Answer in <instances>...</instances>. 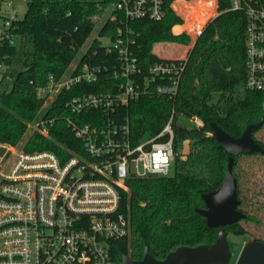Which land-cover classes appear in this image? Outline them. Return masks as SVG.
Here are the masks:
<instances>
[{
  "label": "trees",
  "instance_id": "16d2710c",
  "mask_svg": "<svg viewBox=\"0 0 264 264\" xmlns=\"http://www.w3.org/2000/svg\"><path fill=\"white\" fill-rule=\"evenodd\" d=\"M108 1L28 0L24 16L15 23L18 43H6L0 52V63L7 66L5 72L0 71V143L17 145L29 126L43 116L55 119L50 136L33 132L25 143L26 151L50 150L65 160L72 155L71 151L80 150L81 142L65 118V102L85 93L116 91L118 83L112 71L119 61L95 39L84 52L80 65L88 62L107 68L97 82L61 92L43 112L44 99L38 96L37 88L47 84L49 75L58 77L67 71L91 36L96 16L105 10ZM173 1L164 0L165 14L161 20L146 16L128 24L134 39L131 49L144 73L150 65L166 61L153 51L155 42H189L188 35L173 32V27L183 21L173 10ZM213 5V0H193L185 12L189 18L196 14L202 23L212 15ZM229 6V0H218L219 13L195 42L175 96L159 95L154 88L117 111V120L128 124L135 142L159 133L173 112L176 149L190 140L186 156L176 158L174 174L130 177L121 188L119 212L129 223L130 236L114 243V258L119 263L124 255L143 259L147 245L155 258L164 259L179 246L216 241L220 228L208 227L206 219L196 212V208L205 207L202 194L220 186L228 164L229 155L212 134L210 120L238 137L248 124L261 119L264 102V91L244 86L246 19L243 12L229 10ZM113 14L100 29V36L114 38L119 27L125 35L123 14L118 9ZM180 115L184 119L197 115L200 125L189 127L177 121ZM80 118L82 123L93 119L90 113ZM263 127L264 124L253 137L264 147V140L257 136ZM243 155L264 159V153L259 152L238 156L234 175ZM236 178L238 208L246 217L224 228L227 234L243 235L247 230L241 221L258 222V219L245 209L243 190ZM254 239L264 243L260 237Z\"/></svg>",
  "mask_w": 264,
  "mask_h": 264
},
{
  "label": "built area",
  "instance_id": "2783aa9c",
  "mask_svg": "<svg viewBox=\"0 0 264 264\" xmlns=\"http://www.w3.org/2000/svg\"><path fill=\"white\" fill-rule=\"evenodd\" d=\"M20 1L28 2L0 0V52L6 43L17 44ZM163 2L119 1L116 9L124 16L126 33L119 27L106 46L119 61L112 71L118 89L85 93L64 105L80 150L62 160L54 151H17L14 145L0 143V264H120L114 243L130 236L129 223L119 212L121 188L130 177L170 176L175 169V112L159 133L139 142L132 139L128 124L116 118L120 106L154 88L159 95L173 97L178 92L188 57L165 58L144 73L131 49L129 22L146 16L161 20ZM213 2L216 16L218 0ZM229 3V10L243 12L246 19L244 86L264 91V0ZM106 73L107 68L88 62L71 64L61 76L49 75L37 94L48 107L61 92L95 83ZM87 113L92 121L80 122ZM54 120L40 117L31 124L33 132L50 136ZM187 120L192 127L200 125L197 115Z\"/></svg>",
  "mask_w": 264,
  "mask_h": 264
},
{
  "label": "water",
  "instance_id": "95a60500",
  "mask_svg": "<svg viewBox=\"0 0 264 264\" xmlns=\"http://www.w3.org/2000/svg\"><path fill=\"white\" fill-rule=\"evenodd\" d=\"M263 124L264 102L261 119L257 123L248 124L238 137L230 135L217 122L210 120L212 134L229 155L220 186L216 190L204 192L202 198L205 207L196 208V212L206 219L208 227L220 228L214 243L179 246L169 252L164 259L155 258L150 246L147 245L143 259L134 260L124 255L120 264H230L233 252L224 227L246 217V213L238 208V180L234 175L235 160L242 154L264 153V147L253 137V133ZM235 264H264V243L256 239L248 240L243 245Z\"/></svg>",
  "mask_w": 264,
  "mask_h": 264
},
{
  "label": "rangeland",
  "instance_id": "374dc122",
  "mask_svg": "<svg viewBox=\"0 0 264 264\" xmlns=\"http://www.w3.org/2000/svg\"><path fill=\"white\" fill-rule=\"evenodd\" d=\"M84 1H101V0H84ZM120 0H109L104 11L100 15L96 16V25L91 36L88 38L84 46L78 52L76 58L72 62L75 65L80 62L84 52L87 50L89 45L95 40L99 39L101 43L105 46L112 44V39L109 36H100L99 31L105 22L114 16L113 10L116 9ZM193 0H174L172 3L173 10L182 18V23L176 24L173 27V32L175 34H186L189 36L188 43H181L178 41H157L153 45V51L161 58H178V57H188L197 39L209 23L218 15L215 16V12L212 11V15L207 19V21L199 22L196 19V14H193L191 18L187 16L185 10L186 6ZM212 1V0H211ZM217 1V0H213ZM27 10V2L20 1L18 6V15L23 17ZM121 13V12H120ZM212 19V20H211ZM199 23L201 24L199 26ZM2 21L0 20V26ZM129 26V25H128ZM130 28V27H129ZM18 43V38L16 39ZM1 72H5L7 66L1 64ZM47 107V105L42 108L41 112ZM180 121L192 127L193 125L189 123L187 119L183 117ZM33 125L29 126L28 130L24 134L22 140L15 146L17 151L24 148L25 143L29 136L33 133ZM257 136L264 140V127L257 133ZM190 140H186L183 145L176 152V158L180 156H186L189 150ZM175 170L172 168L171 174H174ZM235 175L239 178V183L243 190V197L245 201V209L258 219V222L254 221H241L242 226L246 228L247 232L243 235H234L228 232V239L231 243V250L233 256L230 264H235L237 257L243 247V245L250 239L255 237H260L264 240V159L262 157H254L249 155H243L239 158Z\"/></svg>",
  "mask_w": 264,
  "mask_h": 264
}]
</instances>
